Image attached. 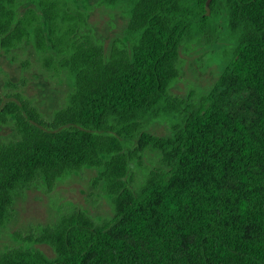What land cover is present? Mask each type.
I'll list each match as a JSON object with an SVG mask.
<instances>
[{
  "label": "trees",
  "instance_id": "obj_1",
  "mask_svg": "<svg viewBox=\"0 0 264 264\" xmlns=\"http://www.w3.org/2000/svg\"><path fill=\"white\" fill-rule=\"evenodd\" d=\"M85 1L0 0V49L30 42L72 80L51 118L24 98L1 108L19 137L0 141V229L18 189L83 168L114 214L74 209L34 237L54 257L15 246L0 264H264V0H211L208 14L206 0H100L127 15L107 56L81 30ZM222 30L231 48L208 92L171 94L179 46ZM165 117L168 134L146 130ZM146 149L161 164L134 184Z\"/></svg>",
  "mask_w": 264,
  "mask_h": 264
},
{
  "label": "rangeland",
  "instance_id": "obj_2",
  "mask_svg": "<svg viewBox=\"0 0 264 264\" xmlns=\"http://www.w3.org/2000/svg\"><path fill=\"white\" fill-rule=\"evenodd\" d=\"M75 7L86 14L82 32L92 35L105 56L109 55L115 42L124 41L127 15L120 6L86 0ZM23 8L21 6L20 10ZM230 48L231 40L224 30L213 38L206 36L183 42L178 50V76L169 92L182 98L191 95L193 100H198L211 88ZM71 89L72 80L68 74L48 69L30 42L23 41L9 51L0 49V141L19 137L13 118L1 112L6 102L24 98L48 119L64 106ZM174 119L154 120L146 130L151 134L166 135ZM160 164L159 153L146 149L139 153L138 160L130 162L129 175L135 180L134 184H139L150 168ZM74 209L84 211L97 222L113 216V206L103 191L98 170L83 168L60 177L52 185L36 179L18 189L13 195L10 216L0 229V251L21 246L54 257L53 248L35 241L34 237L41 227L53 224L61 215Z\"/></svg>",
  "mask_w": 264,
  "mask_h": 264
},
{
  "label": "water",
  "instance_id": "obj_3",
  "mask_svg": "<svg viewBox=\"0 0 264 264\" xmlns=\"http://www.w3.org/2000/svg\"><path fill=\"white\" fill-rule=\"evenodd\" d=\"M211 0H206L205 2V9H206V14L209 13V3H210Z\"/></svg>",
  "mask_w": 264,
  "mask_h": 264
}]
</instances>
